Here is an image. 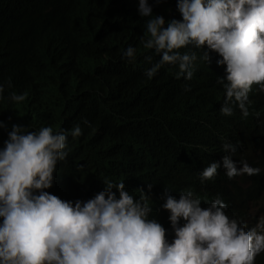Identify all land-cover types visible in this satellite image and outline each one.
I'll return each mask as SVG.
<instances>
[{
    "label": "trees",
    "instance_id": "trees-1",
    "mask_svg": "<svg viewBox=\"0 0 264 264\" xmlns=\"http://www.w3.org/2000/svg\"><path fill=\"white\" fill-rule=\"evenodd\" d=\"M30 1L0 0V83L5 84L0 121L9 129L12 123L23 125L25 131L42 125L60 131L77 123L82 129L79 137L67 140L62 161L69 164L68 174L58 163L46 191L71 200L74 187L85 201L102 190L104 179L124 181L131 195L138 197L143 190L153 201L151 215L171 242L169 212L161 207L165 187L177 198L190 188L202 207L217 191L222 196L224 184L238 183V176L229 179L222 171L217 174L220 186L210 189L214 179L201 184L199 171L221 161L225 142L237 145L233 159L264 165V91L253 85L247 118L236 104L231 116L221 115L225 93L218 78L226 73L225 65L216 63L218 53L211 50L209 62L199 53L190 79L178 77L170 64L148 79L145 69L159 55L140 42L147 18L139 15L138 0ZM149 3L153 14L166 21L182 19L177 0ZM129 45L136 49L131 63L122 58ZM141 58L145 64L131 70ZM13 91L25 94V100H7ZM5 139L6 130L0 129V147ZM247 176L250 187L235 191L238 200L232 208L238 216L245 215L249 202L264 198V171Z\"/></svg>",
    "mask_w": 264,
    "mask_h": 264
},
{
    "label": "clouds",
    "instance_id": "clouds-1",
    "mask_svg": "<svg viewBox=\"0 0 264 264\" xmlns=\"http://www.w3.org/2000/svg\"><path fill=\"white\" fill-rule=\"evenodd\" d=\"M152 8L149 0H138V13L147 18L140 42L159 55L144 75L151 79L170 64L178 66V77L190 79L197 54L180 49H203L200 59L207 62L209 50L215 51L226 73L218 78L225 93L219 112L231 116L236 104L247 118L253 85L264 91V0H177L182 19L168 21ZM122 58L133 62L136 49L129 45ZM4 91L0 83V97ZM6 99L19 103L25 94L9 92ZM82 122L88 124L86 118ZM0 129L7 135L0 147V264H254L264 251L263 197L238 216L219 194L202 207L190 188L177 198L165 187L161 207L169 212L174 232L169 242L167 230L150 218L148 195L140 190L134 197L124 181L104 179L102 190L85 201L46 191L57 163L68 155V137L82 134L79 123L60 131L50 125L25 131L23 125L12 123L9 129L0 121ZM222 150L221 161L199 171L201 184L213 180L221 167L229 179L264 171V165L233 159L237 145L225 142Z\"/></svg>",
    "mask_w": 264,
    "mask_h": 264
},
{
    "label": "bare ground",
    "instance_id": "bare-ground-1",
    "mask_svg": "<svg viewBox=\"0 0 264 264\" xmlns=\"http://www.w3.org/2000/svg\"><path fill=\"white\" fill-rule=\"evenodd\" d=\"M32 2H33V0H31V1L29 2V4L32 5ZM45 21H46V20H45ZM205 47H206V46H205ZM151 51H152V50H151ZM180 51H181V52H184V51L193 52V51H194V52H196V54L198 55L199 53L203 52V49H196V48H194V47H192V46H188L187 48L180 49ZM210 51H211V50H209V52H210ZM152 52H153V51H152ZM154 56L156 57V54H155V53H154ZM144 64H145V61L141 58V59H140V62H139L138 65H136V66H134V67H130V68H131V70H136V69L140 68V66H142V65H144ZM131 66H132V65H131ZM172 67H173V70H174V74H176V73L179 71L178 66H176V65H172ZM129 80H130V78H129ZM142 93H143V92H140L139 97L141 96ZM139 101L141 102V99H139ZM132 107H133V108H136V106H135L134 104L132 105ZM142 108H143V107H142ZM136 111L140 112L139 109H136L135 112H136ZM58 163H61L60 166L65 167V173H66V175H67V174H68V173H67V169L69 168V167H68L69 164H68V163H65V162H63V161H59ZM58 163H57V164H58ZM222 171H223V172H222ZM220 172H222V173L224 174V169H223V168L219 169V170H218V174H222V173H220ZM59 177H60V174H59V172H58V174H57V176H56V183L59 182ZM218 178H219V175H217V176L214 178V183H213V185H212V184L208 185L210 189H211L212 186H214L215 188H217V187L220 186V185H218V180H219ZM248 178H249V177L247 176V174H244V175H240V176H238V177L235 179L238 183H236V184H224L225 186L223 187V191L221 192V193H222V200H223L226 204H228L229 200L232 199V200H233V202H232V207L234 208L235 205H236V203H237V200H238V193H236L235 191H238L239 189H247V188H249V187H250V184H249V179H248ZM251 179H252V177H251ZM140 186H144V183H141ZM72 190H73L72 193H75V194L71 197V200L81 199V198H78V197H77L76 190H75L74 187L72 188ZM57 191H58V193H59V186H57ZM229 193H231V194H229ZM133 194H134V192L132 191V195H133ZM217 194L220 195V193L217 191V192L213 195V198H212V199H214V198L216 197ZM207 195L210 196L209 193H207ZM152 202H153L152 200L149 201L150 204H152ZM151 207H152V205H151ZM154 211H155V210L152 209V213H153ZM152 216L154 217V214L151 215L150 218H151ZM154 218H155V217H154ZM262 257H264V251H262L261 253H259V254L254 258V264H257V263H259V262H262V263H259V264H264V263H263V262H264V258H262Z\"/></svg>",
    "mask_w": 264,
    "mask_h": 264
}]
</instances>
